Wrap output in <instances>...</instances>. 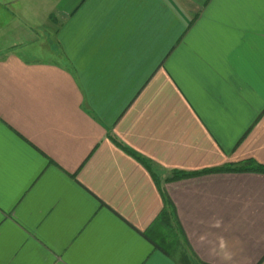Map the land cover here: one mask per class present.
<instances>
[{"label":"crops","instance_id":"crops-1","mask_svg":"<svg viewBox=\"0 0 264 264\" xmlns=\"http://www.w3.org/2000/svg\"><path fill=\"white\" fill-rule=\"evenodd\" d=\"M264 0H0V264H264ZM223 243V247L221 244Z\"/></svg>","mask_w":264,"mask_h":264},{"label":"trees","instance_id":"trees-1","mask_svg":"<svg viewBox=\"0 0 264 264\" xmlns=\"http://www.w3.org/2000/svg\"><path fill=\"white\" fill-rule=\"evenodd\" d=\"M212 172H255V173H264V164L255 161L254 159H245L235 164H225L219 167L213 168H205L198 171L193 172H186V171H174L172 176L169 177V180H176L181 179L189 176L194 175H201L205 173H212ZM162 198L166 207H163L159 216L157 217V222L164 225L166 229V237L170 242H167V247H165L164 252L167 253L169 256H173L175 258V254H180L183 261H186L187 264H193L192 259L190 256L188 257L186 252L183 248L179 247L178 237H183L182 229L178 223L175 209L166 196V194L162 193ZM192 256L193 252L190 251ZM176 260V258H175Z\"/></svg>","mask_w":264,"mask_h":264},{"label":"rangeland","instance_id":"rangeland-1","mask_svg":"<svg viewBox=\"0 0 264 264\" xmlns=\"http://www.w3.org/2000/svg\"><path fill=\"white\" fill-rule=\"evenodd\" d=\"M184 251L187 253L186 255L189 257L190 256V258L191 259H193V256H192V254H191V252H190V250H188L187 248H186V246H184ZM175 258H176V264H187V260L186 261H183V259L181 258V255L180 254H175Z\"/></svg>","mask_w":264,"mask_h":264},{"label":"clouds","instance_id":"clouds-1","mask_svg":"<svg viewBox=\"0 0 264 264\" xmlns=\"http://www.w3.org/2000/svg\"><path fill=\"white\" fill-rule=\"evenodd\" d=\"M221 247H223V243L221 244Z\"/></svg>","mask_w":264,"mask_h":264}]
</instances>
